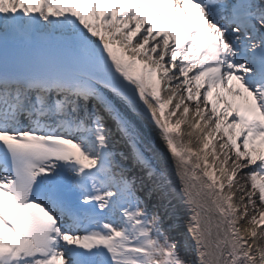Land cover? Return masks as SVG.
<instances>
[{
  "label": "snow or ice",
  "instance_id": "obj_1",
  "mask_svg": "<svg viewBox=\"0 0 264 264\" xmlns=\"http://www.w3.org/2000/svg\"><path fill=\"white\" fill-rule=\"evenodd\" d=\"M0 264H264V0H0Z\"/></svg>",
  "mask_w": 264,
  "mask_h": 264
}]
</instances>
